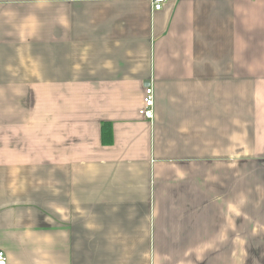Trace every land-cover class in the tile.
Segmentation results:
<instances>
[{
  "label": "crops",
  "instance_id": "crops-1",
  "mask_svg": "<svg viewBox=\"0 0 264 264\" xmlns=\"http://www.w3.org/2000/svg\"><path fill=\"white\" fill-rule=\"evenodd\" d=\"M0 251L264 264V0H0Z\"/></svg>",
  "mask_w": 264,
  "mask_h": 264
},
{
  "label": "built area",
  "instance_id": "built-area-1",
  "mask_svg": "<svg viewBox=\"0 0 264 264\" xmlns=\"http://www.w3.org/2000/svg\"><path fill=\"white\" fill-rule=\"evenodd\" d=\"M165 0H152L153 10L158 12L162 9ZM153 97H152V90L147 89L145 90V98L143 100V106L139 111L140 117L145 120H152L153 119ZM0 264H7V257L5 253L0 251Z\"/></svg>",
  "mask_w": 264,
  "mask_h": 264
},
{
  "label": "trees",
  "instance_id": "trees-1",
  "mask_svg": "<svg viewBox=\"0 0 264 264\" xmlns=\"http://www.w3.org/2000/svg\"><path fill=\"white\" fill-rule=\"evenodd\" d=\"M105 135V134H104Z\"/></svg>",
  "mask_w": 264,
  "mask_h": 264
}]
</instances>
